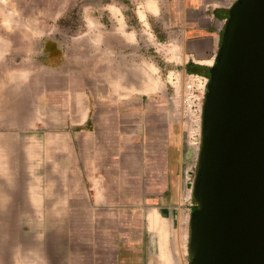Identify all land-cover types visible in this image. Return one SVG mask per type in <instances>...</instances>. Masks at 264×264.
I'll return each mask as SVG.
<instances>
[{
	"label": "rangeland",
	"instance_id": "1",
	"mask_svg": "<svg viewBox=\"0 0 264 264\" xmlns=\"http://www.w3.org/2000/svg\"><path fill=\"white\" fill-rule=\"evenodd\" d=\"M66 3L0 0V18L7 5L18 24L11 33L0 27V36L10 41L9 46L0 43V264H20L32 245H49L44 254L67 257L64 247L54 252L53 246L74 243L78 224L82 233L88 230L89 221L78 220L80 214L103 210L90 195L97 179L108 183L109 198L121 208L150 211L164 204L165 185L176 171L191 212L196 207L188 186L194 180L213 63L168 62L153 44H145L140 58L130 46L124 53L131 58H113V74L96 78L90 74L94 48L71 39L79 27L77 9L57 19ZM129 19L137 25L131 11ZM146 58L148 63H142ZM188 64L200 74H188ZM117 67L129 73L117 74ZM96 99L111 105L107 114L115 115L114 105L122 101V115L131 122L133 113L141 119L128 126L127 134L90 118L75 123L74 117L84 119ZM200 103V112L192 115L188 105L197 109ZM188 221L175 264H189Z\"/></svg>",
	"mask_w": 264,
	"mask_h": 264
},
{
	"label": "water",
	"instance_id": "2",
	"mask_svg": "<svg viewBox=\"0 0 264 264\" xmlns=\"http://www.w3.org/2000/svg\"><path fill=\"white\" fill-rule=\"evenodd\" d=\"M189 264H264V0H236L208 69Z\"/></svg>",
	"mask_w": 264,
	"mask_h": 264
},
{
	"label": "crops",
	"instance_id": "3",
	"mask_svg": "<svg viewBox=\"0 0 264 264\" xmlns=\"http://www.w3.org/2000/svg\"><path fill=\"white\" fill-rule=\"evenodd\" d=\"M235 1L157 0L160 16L151 19L152 30L157 39H154L150 32L143 33L138 44L131 46L136 51V58H140L141 45L153 44L155 52L161 54L160 56L168 62L182 60L183 64L191 61L209 66L214 61L228 11ZM135 3L136 0H129L130 9L135 7ZM129 24L132 25L130 19ZM136 26L139 27L138 24ZM103 42L99 49L94 48L93 59L90 60V74H94L96 78L113 74L110 71L113 58H131L129 54L124 53V49H129L130 46L110 33L105 35ZM208 60H211V63H208ZM117 68V74L129 73L128 69L125 73L126 69L123 67ZM171 69L170 72L173 71ZM105 101L96 99L94 104L89 105L84 119L74 117L73 121L83 124L90 118L105 127L114 124L113 129L126 134L130 124L134 126L135 121H140L141 117L135 115L136 113L131 116L132 122L129 121V115H122V101L114 105V109H117L115 115L107 114L105 109H111V105H105L108 104ZM92 109L93 117L89 115ZM172 175L174 179L164 188L165 192L169 190L164 204L161 203L158 208L150 211L140 208L130 212L121 208V204H116L115 199L109 198L106 181H92L91 189L94 191L93 194L90 193L91 199L98 206L104 207L103 210L89 211L78 216V220L87 219L89 227L83 233L81 224L73 227L74 243L53 246L54 252H60V248L64 247L63 251L70 254L67 257L44 254L49 252V245H32L25 250L26 254L20 264H175V255L181 253L185 245L186 224L191 207L188 206L187 196L181 189L180 178H176V171H173ZM98 178L103 177L100 175ZM143 197L142 195L140 204L144 201ZM73 218L75 219V216Z\"/></svg>",
	"mask_w": 264,
	"mask_h": 264
},
{
	"label": "clouds",
	"instance_id": "4",
	"mask_svg": "<svg viewBox=\"0 0 264 264\" xmlns=\"http://www.w3.org/2000/svg\"><path fill=\"white\" fill-rule=\"evenodd\" d=\"M73 8L77 9L79 27L71 39L86 40L95 49L100 48L105 35L109 33L129 46L137 45L139 38L145 32L152 33L153 38L157 39L151 23V19H157L160 16L157 0H136L135 7L131 9L129 0L128 2L125 0H68V3L57 13V19L67 15ZM130 11L135 16L139 27L129 24ZM14 16L9 6L5 5L3 17L0 18V27L5 33H11L18 27ZM105 21L108 23L106 24ZM0 43L9 46L10 41L0 36ZM142 63H148V59L146 58ZM153 67L159 71L158 65L154 62Z\"/></svg>",
	"mask_w": 264,
	"mask_h": 264
},
{
	"label": "trees",
	"instance_id": "5",
	"mask_svg": "<svg viewBox=\"0 0 264 264\" xmlns=\"http://www.w3.org/2000/svg\"><path fill=\"white\" fill-rule=\"evenodd\" d=\"M197 66L193 65V64H188L186 66V71L188 74H200L197 70Z\"/></svg>",
	"mask_w": 264,
	"mask_h": 264
},
{
	"label": "built area",
	"instance_id": "6",
	"mask_svg": "<svg viewBox=\"0 0 264 264\" xmlns=\"http://www.w3.org/2000/svg\"><path fill=\"white\" fill-rule=\"evenodd\" d=\"M194 107H193V104L191 105V104H189L188 105V111L192 114V115H194V113L196 112V111H198V112H200V109H201V103H200V105L198 106V108L197 109H193Z\"/></svg>",
	"mask_w": 264,
	"mask_h": 264
}]
</instances>
